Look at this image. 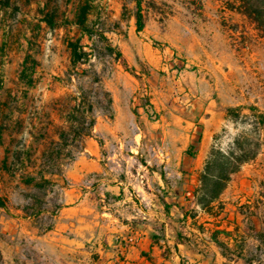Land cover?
<instances>
[{"label": "rangeland", "instance_id": "374dc122", "mask_svg": "<svg viewBox=\"0 0 264 264\" xmlns=\"http://www.w3.org/2000/svg\"><path fill=\"white\" fill-rule=\"evenodd\" d=\"M233 4L0 0V264H124L135 232L165 248L133 262L264 264V36ZM246 141L209 203L212 149ZM83 153L103 172L65 213Z\"/></svg>", "mask_w": 264, "mask_h": 264}, {"label": "trees", "instance_id": "16d2710c", "mask_svg": "<svg viewBox=\"0 0 264 264\" xmlns=\"http://www.w3.org/2000/svg\"><path fill=\"white\" fill-rule=\"evenodd\" d=\"M237 3V5H230L229 9L231 11H236L240 14H243L247 18L251 19L264 36V0H237ZM137 8V31L141 32L143 29V22L142 15L140 13V4L137 5ZM84 22L85 18H83L82 16L80 21L78 22L79 27H84ZM70 48L72 63H81L76 48H72V46H70ZM26 63L27 62L25 60L24 66H26ZM25 71L23 70L22 72L21 80L24 79L23 77ZM27 85L32 87L33 81L30 79ZM109 103H111L110 100ZM94 121L95 120L92 118L90 121L91 127L94 125ZM261 124L264 125V120H262ZM258 149L259 147L257 145L254 146V148H251V143H247V141L245 143L243 142V156L241 158H235L233 157V154H228L220 150L212 149L210 158L200 177L201 190L204 191V194L207 197L206 201H208L209 203L216 201L226 188L231 179V176L238 172L242 165L250 160H253L258 154ZM0 207H4L1 199ZM262 236L264 237V234H262ZM244 261L245 264H252L251 260Z\"/></svg>", "mask_w": 264, "mask_h": 264}, {"label": "crops", "instance_id": "0c3cea01", "mask_svg": "<svg viewBox=\"0 0 264 264\" xmlns=\"http://www.w3.org/2000/svg\"><path fill=\"white\" fill-rule=\"evenodd\" d=\"M97 153H83V155L78 156L70 165L67 171V179L70 180L71 186L68 190L70 201L66 203L64 207L65 213L70 214H79V213H87L85 208H88V191L84 190L85 185V178L90 174H100L103 172L102 166ZM121 185V184H120ZM120 189V188H118ZM92 205V204H91ZM112 236H108V241ZM133 239V244L130 246L129 249V256L127 262L124 264H143V258H139L138 262H133L134 258L133 255L136 253H141L142 251H150L153 254L157 255V250L160 252L164 250L165 247L160 246L151 240L149 234L143 232L140 234L139 232L133 233L131 236ZM111 243V242H110ZM177 246H179L177 244ZM114 247H119L118 245H114ZM111 251H107V257H110ZM132 254V255H131ZM132 256V257H131ZM113 261H109V264H112Z\"/></svg>", "mask_w": 264, "mask_h": 264}]
</instances>
